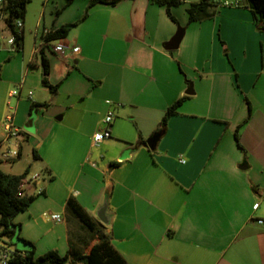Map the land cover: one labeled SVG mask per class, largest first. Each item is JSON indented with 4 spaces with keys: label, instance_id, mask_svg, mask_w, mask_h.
Returning a JSON list of instances; mask_svg holds the SVG:
<instances>
[{
    "label": "crops",
    "instance_id": "obj_1",
    "mask_svg": "<svg viewBox=\"0 0 264 264\" xmlns=\"http://www.w3.org/2000/svg\"><path fill=\"white\" fill-rule=\"evenodd\" d=\"M66 1L50 27L40 31L39 20L32 31L35 44L75 23L56 40L69 46L65 56L24 51L25 20L20 50L0 49V123L9 111L21 131L18 160L2 170L30 174L34 159L48 174L36 182L42 194L26 186L36 198L15 236L0 240V257L32 249L25 241L35 256L88 252L92 233L66 210L74 196L96 219L107 202L105 231L129 264H264V18L246 3L189 23L190 1L172 6L176 20L154 0ZM179 28L178 48L167 50ZM43 57L56 93L42 82ZM185 95L152 148L166 109ZM40 102L49 105L35 114ZM109 110L111 137L94 145ZM67 137L64 153L50 150ZM46 210L64 220H43Z\"/></svg>",
    "mask_w": 264,
    "mask_h": 264
},
{
    "label": "trees",
    "instance_id": "obj_2",
    "mask_svg": "<svg viewBox=\"0 0 264 264\" xmlns=\"http://www.w3.org/2000/svg\"><path fill=\"white\" fill-rule=\"evenodd\" d=\"M73 0H67L70 4ZM118 0H110L115 3ZM159 4L165 5L169 16L176 20L171 12L172 6L180 4L181 0H154ZM247 6L252 10L257 22H261L264 18V0H244ZM29 0H16L18 9L17 15L25 18L26 6ZM107 0H91L89 8L97 3H104ZM215 0H199L191 2L187 8L188 22L199 21L210 18L215 14ZM58 12V11H57ZM75 25L64 24L60 28L49 31L44 38L47 41L58 40L68 36L71 28ZM23 40V36L20 38ZM21 47V43H20ZM1 70V67H0ZM50 66L45 57H43V79L42 82L51 92L56 93L58 85H53L49 82L48 75ZM187 96H182L173 102L165 111V114L153 135L164 134L167 128L169 118L174 115L178 108L185 101ZM48 102L35 103L33 108L47 107ZM236 140L239 141V128L235 131ZM33 157L38 158L36 151L33 152ZM29 172V168L20 175L6 174L1 168L0 160V240L12 239L20 225L14 223V218L20 212L26 211L35 200V195L22 194L19 189L21 179ZM66 210L69 214L75 216L79 222L88 229L95 243L91 246L88 252L75 254L70 253L61 255L56 250H49L42 255L35 256L34 246L30 241H25L32 249L22 253L14 251L9 256L8 264H129L124 256L117 250L112 242L111 236L105 231V226L98 219L89 214V212L80 204L76 197L70 196L66 203Z\"/></svg>",
    "mask_w": 264,
    "mask_h": 264
},
{
    "label": "built area",
    "instance_id": "obj_3",
    "mask_svg": "<svg viewBox=\"0 0 264 264\" xmlns=\"http://www.w3.org/2000/svg\"><path fill=\"white\" fill-rule=\"evenodd\" d=\"M188 1V0H181ZM216 6H229V7H239L245 3L244 0H215ZM18 6L16 0H0V49L7 50L9 52H15L20 50V38L24 34V19L17 15L16 11ZM38 34V31H36ZM36 34V35H37ZM47 32H44V36ZM41 38L40 41H36L33 46V52L38 53L45 46L49 47L53 52L58 53L59 55L65 56L67 54V49L69 46L60 41H47ZM44 40V41H43ZM72 53H77L79 50L78 46L71 48ZM114 119V112L109 110L105 115L103 121L105 126L97 130L92 137L94 145H99L103 140L111 137V125ZM3 128L5 132L4 139L0 142L1 144H8L9 148L7 151L3 152V156L9 160L14 159L19 155L20 145V129L15 125L14 114L8 113L3 119ZM10 144L15 146L14 148L10 147ZM184 162V160H181ZM41 179V175L38 173L27 174L21 179L19 189L22 194H25L26 186H31L34 184L36 193L42 194L44 188L42 186H37L36 182ZM43 216L47 220L59 222L64 220V217L60 213L53 212H43ZM259 224L264 225V218L257 219ZM9 255L4 253L2 255V263L8 264Z\"/></svg>",
    "mask_w": 264,
    "mask_h": 264
},
{
    "label": "rangeland",
    "instance_id": "obj_4",
    "mask_svg": "<svg viewBox=\"0 0 264 264\" xmlns=\"http://www.w3.org/2000/svg\"><path fill=\"white\" fill-rule=\"evenodd\" d=\"M190 2H195V1H198V0H188ZM60 2V0H29V2L27 3V6H26V13H25V25H26V29H25V35H24V51L26 52H29L32 48H33V45H34V34L32 33L33 29H34V26L36 25V23L41 20V23H40V26H39V29L40 31H42L44 29V23L47 24L48 27L51 26V23H52V20L53 18L56 17L57 13H56V6L58 5V3ZM181 9H183L184 5L182 4L181 6H179ZM40 38V37H39ZM40 40V39H39ZM15 53V52H13ZM39 86H42V83L38 84ZM12 89H15L14 92L16 94V97L18 96V92L19 90L15 87V86H11ZM2 91V89L0 90V92ZM10 91V90H9ZM32 93L34 98L38 95H41V90L40 89H37V90H34L32 89V91H27L26 94H30ZM4 98V93L2 95V97L0 96V103H1V100ZM8 98V97H7ZM15 98H13L14 100ZM40 103H43V102H40ZM49 103V102H48ZM41 107V106H40ZM40 107H37L34 112L35 114L37 113V109L40 108ZM7 113L4 114V117L5 115H7L9 113V111H6ZM3 117V119H4ZM0 133L5 135V132H4V129H3V125L2 123H0ZM71 138H65L63 140H61V142H57V141H54V142H50L49 143V148L50 150H56L58 152H63L64 153V149L67 148L71 141H70ZM10 147L14 148L15 146H13L12 144H10ZM9 148L8 144H4L3 146H0V160H1V168L8 172V171H11V168H12V161L14 160H18V157H16V159H9L7 160L4 156H3V152L7 151ZM19 148H17L18 150ZM28 146L25 145L24 146V150H26L27 153H31V159L33 158V153L32 151H28ZM25 153V152H24ZM62 153V154H63ZM32 172L30 174H34V173H38L41 175V182L42 179L45 177L47 179L48 177V174L46 172L45 169H43L39 162L37 161H34V159H32ZM21 166V164H16L14 165V169H19V167ZM47 212H50L49 210H46ZM25 211L23 212H20L19 214L16 215V217L14 218V222L18 225H22V217L24 215ZM43 217V220L46 221L45 217L42 215ZM23 226V225H22ZM2 256V255H1ZM0 264H3L2 263V257H0Z\"/></svg>",
    "mask_w": 264,
    "mask_h": 264
},
{
    "label": "water",
    "instance_id": "obj_5",
    "mask_svg": "<svg viewBox=\"0 0 264 264\" xmlns=\"http://www.w3.org/2000/svg\"><path fill=\"white\" fill-rule=\"evenodd\" d=\"M182 36H183V29L179 28L177 33L166 43L165 48L167 50L177 49L180 42H181ZM186 93L187 94L193 93L192 85H190V87L187 89ZM27 129L31 130V123L27 126ZM159 138H160L159 135H152L148 140L149 145L152 148H154L156 146V143H157ZM106 212H107V202H105L103 204V206L100 207L99 211L97 212V217H98L99 221L103 224L109 223V216Z\"/></svg>",
    "mask_w": 264,
    "mask_h": 264
}]
</instances>
